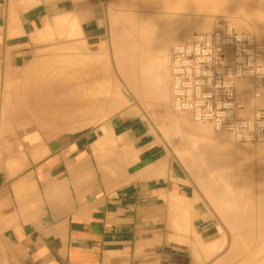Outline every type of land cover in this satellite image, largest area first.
Segmentation results:
<instances>
[{"label":"crops","instance_id":"1","mask_svg":"<svg viewBox=\"0 0 264 264\" xmlns=\"http://www.w3.org/2000/svg\"><path fill=\"white\" fill-rule=\"evenodd\" d=\"M108 1L125 4L0 0V147L8 122L68 131L53 140L20 132L0 160V264H225L238 248L219 252L208 203L146 120L119 114L78 130L97 121L90 112H114L112 93L95 85L99 71L110 77L108 63L33 64L67 45L107 42ZM25 81L13 97L10 85ZM100 137L116 146L98 148Z\"/></svg>","mask_w":264,"mask_h":264},{"label":"bare ground","instance_id":"2","mask_svg":"<svg viewBox=\"0 0 264 264\" xmlns=\"http://www.w3.org/2000/svg\"><path fill=\"white\" fill-rule=\"evenodd\" d=\"M140 1H142V2H140ZM149 1L150 0H148V3H149ZM178 1L179 2L181 1L182 4H180L181 2L176 3L177 1L174 0V2L176 4H178L177 5L178 7L180 5H181L180 7H182L183 3H185V2H183V0H178ZM187 1H186V4H187ZM190 1H191V3H190ZM196 1H198L200 4H202L205 1L208 3V0H203V1H201L202 3L199 0H196ZM211 1L214 3L212 4V2H210V0H209V2H210L208 4L209 7L211 5L213 6L214 4H216L215 0H211ZM216 1L218 3V0H216ZM144 2L147 3V0H145ZM151 2L153 3V1H150L149 4H152ZM157 2H158V0H157ZM161 2H163V0ZM171 2L168 4H171ZM174 2H173V5L171 4L172 8L176 5ZM188 2L190 3V4H188L189 7H191V8H189V7L188 8L191 9V11L193 9L197 10V8H194L195 6L192 4V3H194V1L192 2V0H189ZM206 2L203 3V9L201 8L202 10L207 8ZM139 3H143V0H139ZM139 3L137 0V4H139ZM164 3H166V2L164 1ZM153 4H155V3H153ZM219 4H220L219 6L222 7V9L225 7L224 9H226L227 12H228V7H229L230 13L234 12L235 9L239 10V11L235 10L236 11L235 13H237V12L240 13V11H243L242 12L243 15H245L244 12L251 11V13L250 12H248V13H249V16L250 15L252 16L253 12H254V14L256 16L254 15V16H252V18L255 17V19H250V20L246 19V21H245V20H243V19H245V17L244 18H243V16L239 17L236 14L239 18L234 17V19H231V22L228 21V19H227V21L232 26L234 25L233 27L235 28V30H237V31L243 30L242 32H246V33L251 34V36L254 38V40L256 42L264 43L261 41L259 42V40L264 41V1L263 0H219ZM171 5H170V7H171ZM143 6H145V5L143 4ZM157 6H158V4H157ZM184 6L185 5H183L182 9L185 8V10H186L187 7L186 6L184 7ZM201 6L202 5H200V7ZM204 6H205V8H204ZM192 7H193V9H192ZM232 7H234V8H232ZM143 8L147 9V7H143ZM162 8H163V6H162ZM230 8H231V10H230ZM182 9H180V10H182ZM157 10H159V9H157ZM220 10H221V8H220ZM142 12H140V13L142 14ZM145 13L147 14V12H145ZM158 13L160 14L159 11H158ZM174 13L175 12L172 13L173 16H165V14L163 16H162V14H161V16L159 14H157V16H156V14L154 12L155 16H152L153 13L152 14L149 13L150 14V15H148L149 17H142V16L138 17V14H135V13H133V16H131L132 13L128 14L129 16L125 14L126 16H124V17H126V19H125L126 21L121 19V21H123V24H125L124 28H122L123 25H121L120 22H118L120 24L121 28L117 27L118 29L115 32V33H118V30L119 29L121 30L120 31L121 34L118 33V35L115 37L116 39L118 38L119 34L120 35L123 34L122 36H119L120 40L117 39L116 42H115V38H114V42L116 44V45L114 44V46H116V47H114L115 48L114 49V51H115L114 52L115 53V63L117 64L116 66L118 67V72H120L119 74H121V76L124 78L123 80H125L124 81L125 84L131 90L133 95L138 100H140V102H141V100L144 102L146 101L147 103H149L148 107L149 106L150 107L154 106L153 108L157 107V108L153 109V110H155V112H156V110L157 111L158 110L164 111V107H166L165 103L169 100L168 98L171 94L170 84H169V82H171V79H172V75H171V71H170L171 55H172L173 49L176 48V45L178 44L177 43V44H174V46H172V43L176 42L175 40H180L179 43L187 42L190 39L189 35L192 34L193 31L194 32L195 31L196 32H201V31L206 32V31H210L213 28V25L210 28V25H209L210 21L208 20L209 18L206 20L207 16H205V14L203 15V16H205V19H202L203 17L198 19V17H197V19H198L197 21H196V18H194L195 21L192 23H189V21L191 19L189 20L188 16H185V17L181 16L182 18L184 17L182 19L181 17H178V15H177V18H176V17H174ZM242 13H240V14H242ZM170 14L171 13L166 14V15H170ZM136 15L138 18L136 17ZM150 16H152V17H150ZM124 17H123V19H124ZM186 17H188V19H187L188 22L186 20ZM248 18H251V17H248ZM224 19H225V17H224ZM124 21H125V23H124ZM250 27L252 28V31L254 34H252V32L247 31V30L251 29ZM122 32H124V33H122ZM190 37H191V35H190ZM255 37L257 38V40L255 39ZM182 40H184V41H182ZM168 85H169V88H168ZM117 86H119V85H117ZM117 88H119V87H117ZM117 88L112 94V104H113L112 109L114 111H117L120 108L127 106V104L129 103V100H130L129 95L126 93V91H124V89L122 90V89H117ZM168 89H169V91H168ZM235 95L245 106L244 116H247V117L251 116L253 114L255 106L258 104V101H256L257 103H255L252 100L250 81L249 80H237L236 85H235ZM170 98H171V96H170ZM141 103H143V102H141ZM170 106H171V102H170ZM171 108H172V106H171ZM174 111H176V110H174ZM156 114H159V113L157 112ZM162 114L163 113H161V115H158V116L160 117V116H162ZM153 115H154V113H153ZM183 115L187 116L186 114H183ZM165 116H170V115H168V113H166ZM166 121H168V120H166ZM192 121L198 122V123H203V126L199 125L198 127H193L192 129H190V130L194 131V135L188 139L189 140V153H186L183 156H186L187 163L191 165L192 169L194 170V174L201 175L200 177L202 178V180H203V178L208 180L207 185L209 186V188L211 187V189H212L210 191H212L215 194L217 193V191H219V192H222V195L227 196V194L229 192H239L240 194H242V192L247 188L249 190H252V185H250L251 183L249 182V181L252 182V180H249V179H251V176L253 174H255V172L257 171L258 177H260V179H262L260 186H259V189L262 192V194L264 195V150H263L264 149V142H255V143L241 142L231 132H223V131H217L216 132L211 123L199 122V121H194V120H192ZM174 122L175 121L171 122L170 124H172ZM188 122H185V123H187L189 125L192 123V122L191 123H188ZM180 124L177 125L179 127L177 129L178 134H180L182 132L180 130V127H181ZM187 124L186 125L184 124V125L187 127ZM170 126H172V125H170ZM161 127H162V125H161ZM165 129H167V128H165ZM161 130H163V129H161ZM212 131L214 132V135H213ZM204 133H208L209 135L211 134V136L212 135L216 136L217 134L219 136L220 135L221 136L218 137V135H217L216 140H202L200 138V135H202ZM222 134H225V135H222ZM180 140H181V142H184L183 136H180ZM233 140H235V141H233ZM232 141L234 143L236 142V144L234 145V143ZM237 143H239V146H237ZM240 144H243V145L245 144L247 146L248 145H250V146L254 145L255 147H257V148L254 147V149H255L254 152L257 153L255 155L256 156L258 155L257 160H256V168H254V166H252V161L250 159L252 156V152L250 151L251 152L250 153L249 150L248 151L245 150V148L241 147ZM215 177H218L219 179H221L222 184L217 185V186H214L213 184H211V180L209 181V178L212 179ZM245 180H248V182L250 184ZM236 181H238V182H236ZM207 185H206V187H207ZM218 199H217L218 204H220L221 201H227L226 198L222 199L220 201ZM228 205H229V209H226V207H225V208H222L220 211L224 213L223 217H224V219H226V221L228 223H230V224L233 223V226L235 227V229L237 228L239 231L243 232V235L242 234L241 235H242V239L245 240L244 242L248 243V241L250 240L249 237H251L254 234H257V238H258L257 242H258L260 247L258 246L257 248H253L255 250L250 255V258H248L247 260L245 259V261H243V264H264V245H263L264 244V197H262V202H261V205L258 209V217H257L258 224H254V216H253L254 208L252 207L251 203L243 202V201L241 202L240 200H237L235 202V204L228 203ZM233 226H230V227L232 228ZM254 227H257L258 231ZM253 228L256 230V233H253L254 232L252 230ZM244 233H245V235H244ZM220 234H221L220 239L214 241V243L216 242V244L217 243L219 244V247H222L224 244L225 237H223L221 229H220ZM241 235L239 236L240 238H241ZM245 238H247V239H245ZM259 239H261V240H259ZM195 240H196V238H195ZM261 241H263V242H261ZM235 242H237V240ZM252 242L255 243L256 241H252ZM237 243L240 244L239 242H237ZM250 243H251V241H250ZM254 243H252V244H254ZM260 243L263 246L260 245ZM211 244H213V242ZM231 244H232V242H231ZM238 244L236 245V247L238 246ZM256 244H254V245H256ZM241 245H242L241 247L243 248L244 247L243 245H245V244L241 243ZM254 245L253 246L250 245V246L254 247ZM229 246H231V245H229ZM233 246H232V248H233ZM219 247H218V250L220 251ZM241 247H239V248H241ZM242 248L239 250H242ZM229 249H231V248H229ZM244 249H243V251H244ZM249 249H251V248H249ZM237 250H236L237 253L234 252L235 254L233 253V255H235V256L238 254L242 255V253L245 254V253L249 252V251H247L248 249L246 250V252L240 251L242 253L238 252ZM231 251H232V249H231ZM262 253H263V255H261ZM233 255H232V257L231 256L230 257L234 258ZM260 255H261V257H260ZM242 256H244V255H242ZM246 256H247V254H246Z\"/></svg>","mask_w":264,"mask_h":264},{"label":"rangeland","instance_id":"3","mask_svg":"<svg viewBox=\"0 0 264 264\" xmlns=\"http://www.w3.org/2000/svg\"><path fill=\"white\" fill-rule=\"evenodd\" d=\"M123 1H125V4H120V3H117V2L110 3L108 1V16H105V17H106V20H107V26H108V28L110 30V33H109V40L107 42H105L104 44H101V45H99L97 47H94V48L93 47H90V46H87L84 43H82V44L81 43H78V44L67 45L66 47L54 49L53 51L49 52L43 58L34 61L33 64L38 67L39 65L47 64V63L48 64L49 63H51V64L52 63H54V64L55 63H63V64H66V63H69V62L72 63V62H74L76 60H80L81 62H86L87 64L94 63V68L97 70L96 67H97L98 64L99 65H102V66L103 65L105 66L108 63V65L110 67V73H111V75H110V77H107L106 74L103 71H101V72L99 71L97 73V77H96V81H95V85H96V89H97L96 92L98 91V94H99L100 93L99 90L103 89L104 90V98H105L107 95H109V93H112L113 94V92L116 90V88L119 87L117 89H122V90L124 89V91H126V93L129 95V99H130L129 100V103L127 104V106H124L123 108H120L119 110L114 111V112H112L109 115H105V113H106L105 112V107H103V106L100 107V110H98V111H92V112H90L89 118L90 117H93L97 121L94 122V123H91L88 127H84V128L78 129V130H82V129L90 128V127H97L98 125H100L104 121H107L111 117L116 116V115H119V114H122L124 117L127 116V115H131V116H134L136 118H142V119L146 120L149 123V125H150V130H151V132H152V134H153V136L155 138L156 143H158L162 148H164V151L167 152V154L169 156V160H175L182 167L183 171L185 173H188L190 175V177L192 179L191 180V183L194 184L195 187L200 190L201 195L204 196L205 201L208 203V205L210 207V210H211V213H212V216L218 222V224L220 226V229H221V232L223 234V237H225L224 244L222 246V249H220V251L227 255V254H229L231 252V249H233L231 247L233 245L236 246L238 244L237 242L240 243V244H238L237 248H239V247L242 246L241 243H244L246 246L243 245L244 247L243 248L241 247L242 250H239V251H243V249L245 248L243 252H246V250L248 249L247 250V251H249L248 253H245V254L243 253V255L245 257L242 256V258L244 257L243 260L245 261V259L247 260L248 258H250V255L255 250L253 248H257L259 246V244L257 242L258 241L257 234H254L251 237H249L250 240L248 241V243H245L244 242L245 240L242 239L243 232L239 231L237 228L235 229V227L233 226V223H231V224L228 223L226 221V219H224V217H223L224 216V213L221 212L220 210L222 208H225V207H226V209H229L228 203L235 204V202L237 200H240L241 202L242 201L243 202H249V203L252 204V207L254 208V211H255V212L253 211L254 224H258V219H257V217H258V209H259V207L261 205L262 197H264V195L262 194V192L259 189V186H260V183H261L262 179H260V177H258V175H257L258 172L256 171L255 174H253L251 176V179H249V180H252V182L249 181L251 184L248 182V180H245L250 185H252V190H249L247 188V189H245L242 192V194H240L239 192H229L227 194V196L222 195V192L219 193V195H222L223 197H219L215 193L212 194V191H210V190H212L211 187L209 188V186L207 185L208 180L207 179H204V178L202 180V178L200 177L201 175L194 174V170L192 169L191 165L187 163L186 156H183L184 154L189 153V140L188 139L191 136L194 135V131H192L190 129H192L193 127H198L199 125H202L203 126V123L193 122L192 120L189 119V117L184 116L183 114L177 113L176 111H174L171 108V106H170V96L168 98L169 100L165 103L166 104V107H164V111L163 110H161V111H159V110L157 111L156 110V112H155V110H153V109H155L157 107H155V108H153L154 106L153 107L152 106L151 107L150 106L148 107L149 103H147L146 101L144 102V101L141 100V102H143V103H141L140 100H138L133 95V93L131 92V90L127 87V85L124 82L125 80H123L124 78L121 76V74H119L120 72H118V67L116 66L117 64L115 63V53H114L115 52L114 51L115 48L114 47H116V46H114V44L117 41V39L120 40L119 36H122L123 35V34L120 35L121 34L120 33L121 30L119 29L118 30V33H120V34H119V36H118L117 39L115 38L118 35V33H115L116 30L118 28H121L120 27V24L123 25L122 28H124V26H125V24H123V21H121V19L122 20H125L126 17H124V16H126V15H128L130 13H132L131 16H133V13H135V14H138V17L139 16L149 17L148 15H150L152 13H153L152 16H155V14L157 16V14H159L158 11L160 12V14H159L160 16H161V14H162V16L164 14H165V16H173L172 13L175 12L174 13V17H176V18H177V15H178V17L188 16L189 17V20L191 19L189 21V23L194 22L195 21L194 18H196V21H197L198 19H200L202 17H203L202 19H205V16H207L206 17V20L209 18L208 20L210 21V24L209 23L208 24L210 25V28L212 27L213 23L217 19H224V17H225L226 20L228 19V21L231 22V19H234V17L239 18V17H242L243 16V18L245 17V19H243V20L246 21V19H249V20L250 19H255V17L252 18V16H254L255 14L253 12V15L252 16L251 15L249 16V13L248 12L251 13V11L244 12L245 15H243V13H242L243 11H240V13H242V14H240L238 12L235 13L236 11H239V10H236V9H235L236 11L234 10V12H231L230 13L229 7H228V12H227V10L224 9L225 7L223 8L224 9L223 10L222 7L219 6L220 5L219 4V0H218V3L215 0V3L216 4H214L213 6L210 4L211 5L210 7H209L208 4L210 2H212V1L210 0V2H209V0H208V3L205 1L206 2V5H207L206 6L207 8L204 9V10H202V9H203V3H205V2H203V3L201 2L203 0H199L202 4H200L196 0H192V2L194 1V3H192L195 6L194 8H197V10L196 9L194 10L193 7H192V9H193L192 11H191V9H189V8H191L188 5V4L191 3V1H190V3L188 2L189 0L188 1L187 0H183V2H185V3H183V5H185L187 7L186 10H185V8L182 9L183 5H182V7H180L181 5L179 7L177 6L178 4H176V3H180L181 2V1L179 2L178 0H175V1H177L176 3L174 2V0L173 1L172 0H167V1L166 0H163V2H161L162 0H158V2H157V0H150V1H153V3H155V4H153L152 2H151L152 4H149L150 1L148 3V0H147V3L144 2L145 0H143V3H139V0H138V3L139 4H137V0H135V1L134 0H130V1L129 0H123ZM164 1L166 3H164ZM186 1H187V4H186ZM140 2H142V1H140ZM170 2H171L172 5H173V2L176 5L174 4L175 6L172 8V5L171 4H168ZM213 3L214 2H212V4ZM143 4L145 6H143ZM157 4H158V6H157ZM180 4H182V2ZM161 5L163 6V8H162ZM170 5H171V7H170ZM200 5H202V6L200 7ZM143 7H147V9L146 8H143ZM204 8H205V6H204ZM220 8H221V10H220ZM232 8H234V7H232ZM157 9H159V10H157ZM180 9H182V10H180ZM230 10H231V8H230ZM139 11L140 12L143 11L142 14ZM144 11L147 12V14ZM154 12H155V14H154ZM169 13H171V14L170 15H166V14H169ZM204 14H205V16H203ZM122 16L124 17V19H123ZM152 16H150V17H152ZM247 16L248 17H251V18H248ZM136 17H137V15H136ZM188 17H186V20L188 19ZM197 17H198V19H197ZM125 21H124V23H125ZM118 22H120V24ZM187 22H188V20H187ZM250 30H247V31L248 32H252V34H254L253 31H252V28ZM239 31H241V30H239ZM122 33H124V32H122ZM190 35H189V38H190ZM114 38H115V42H114ZM255 39L257 40L256 37H255ZM175 41L176 42H173L172 43V46H174V44L179 43L180 40H175ZM182 41H184V40H182ZM260 41L261 42H264L263 40H259V42ZM108 80L114 81V82L112 84H108L107 85V81ZM169 84H170V82H169ZM15 85L14 84H11L10 87H9L10 90L12 91L13 97H14V94L13 93H14L15 87H18V90H19L18 91V94H19V96H22V91H23L24 88H26V86L28 85V83L25 81L23 83H18L16 86ZM117 85H119V86H117ZM168 88H169V85H168ZM3 89H4V85H3ZM3 89H2V84H1L0 85V93L3 92ZM168 91H169V89H168ZM0 99H1V97H0ZM104 101H105V99H104ZM12 104L13 103H11L10 105H12ZM10 112H11V110H9V113ZM157 112L159 114H156ZM153 113H154V115H153ZM161 113H163L162 114L163 117L162 116H160V117L158 116V115H161ZM166 113H168V115H170V116H165ZM84 119H85V116L78 117L71 125L74 126L76 124H80L81 122L84 121ZM166 120H168V121H166ZM173 121H175V122L172 123V124H170ZM18 122H24V120H21V121L19 120ZM185 122H188V123H191L192 122L193 124L191 123L189 125V124H187ZM8 123L9 124H8V126L6 128L7 129L6 135L9 138L8 145H6V144L5 145H1V147H0V160H2L3 158H5L6 155L9 153V151H11V150L12 151H15L14 150L15 148H14V144L13 143L17 140V136L19 135L20 132H24V131H36V132H38V134L44 140H53V139H56L59 135H61L63 133H68V131H64V132L61 131L59 133L58 126L56 127L54 125V123H50V124L46 125L44 131H42L41 128H39V127H37V126H35L33 124H26V125H23V126H20V127H14L13 126V128H12L11 123L10 122H8ZM179 124L181 125L180 130L182 131L180 134H178V132H177V129L179 128L177 125H179ZM184 124L185 125L187 124V127ZM161 125H162V127H161ZM170 125H172V126H170ZM165 128H167V129H165ZM161 129H163L164 131L161 130ZM213 135H214V132H213ZM213 135L211 136V134L209 135L208 133H204V134L200 135V138L202 140H216L218 134L216 136H213ZM222 135H225V134H222ZM180 136H183L184 142H181ZM220 136L218 135V137H220ZM113 138H115L114 135H113ZM233 141H235V140H233ZM96 143L97 144L95 146H98V148H100V149H104L105 147H110V146H116V145L112 144L111 142L107 141L104 137L103 138L102 137L98 138L97 141H96ZM235 144H236V142L234 143V145ZM237 146H239V143H237ZM240 146L241 147H244L245 150H247V151L249 150V152L250 151L252 152V156H251L250 159L252 161V166H254V168H256V160H257V156L258 155L257 156L255 155V154H257V153L254 152L255 151V149H254L255 146L252 145L253 146L252 147L250 145L247 146L245 144L244 145L243 144H240ZM255 148H257V147H255ZM130 155L131 156H134L132 153H130ZM3 165H4L3 163L0 164V170L2 168H4ZM210 180H211V184H213L214 186H217V185L222 184V180L219 179L218 177H215V178H212V179L209 178V181ZM236 182H238V181H236ZM206 185H207V187H206ZM225 198L227 199V201H221L220 204H218L217 199L220 201V200L225 199ZM230 226H233L234 228L233 227L231 228ZM254 228L258 231V228L257 227H254ZM254 228L252 229L254 231L253 233H256V230ZM240 235H241V238L239 237ZM244 235H245V233H244ZM245 239H247V238H245ZM236 240H237V242H235ZM259 240H261V239H259ZM250 241H251V243H250ZM252 241H256V242L254 243ZM231 242H232L233 245L231 244ZM261 242H263V241H261ZM252 243H254V244L257 243L258 245L257 244L254 245ZM229 245H231V246H229ZM250 245L251 246L254 245V247H251ZM260 245H262V244L260 243ZM229 248H231V249H229ZM241 248H239V249H241ZM249 248H251V249H249ZM246 254H247L248 257L246 256ZM239 255L240 254H238L236 256H233L234 258L229 257V259L225 262V264H237ZM261 255H263V253ZM261 255H260V257H261Z\"/></svg>","mask_w":264,"mask_h":264},{"label":"built area","instance_id":"4","mask_svg":"<svg viewBox=\"0 0 264 264\" xmlns=\"http://www.w3.org/2000/svg\"><path fill=\"white\" fill-rule=\"evenodd\" d=\"M171 106L241 142H264V43L217 19L210 31L193 32L171 55ZM237 80H249L253 114L235 95Z\"/></svg>","mask_w":264,"mask_h":264}]
</instances>
